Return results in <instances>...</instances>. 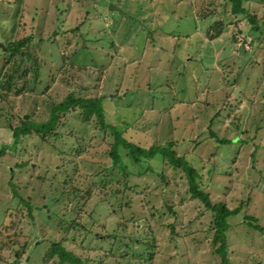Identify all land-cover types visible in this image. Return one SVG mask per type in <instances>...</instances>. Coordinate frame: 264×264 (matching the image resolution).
Listing matches in <instances>:
<instances>
[{"label": "rangeland", "instance_id": "rangeland-1", "mask_svg": "<svg viewBox=\"0 0 264 264\" xmlns=\"http://www.w3.org/2000/svg\"><path fill=\"white\" fill-rule=\"evenodd\" d=\"M242 6L260 26L264 0ZM216 21L224 28L211 41ZM250 29L227 0H22L19 6L0 0V43L28 35L41 43L38 92L53 78V100L69 91L61 81L65 56L83 67L69 70L74 89L101 97L105 122L124 139L144 149L171 143L197 170L212 204L240 208L227 220L228 264H264V29ZM234 37L249 41L250 50L240 55ZM48 101L47 95L11 98V107L0 101V146L12 144L9 128L21 116L45 121ZM66 130L71 137L56 132L47 142L30 135L0 158V225L13 207L11 186L34 210L33 221L24 210L10 231L29 243L19 264H56L46 253L64 236L65 249L86 264H222L212 212L190 199L182 171L159 155L136 163L122 149L113 167L109 131L75 120ZM76 137L84 153L78 144L71 148ZM80 185L90 191L78 204L81 230L66 235L58 220L74 218L70 195ZM15 248L0 244V264L13 262Z\"/></svg>", "mask_w": 264, "mask_h": 264}, {"label": "trees", "instance_id": "trees-1", "mask_svg": "<svg viewBox=\"0 0 264 264\" xmlns=\"http://www.w3.org/2000/svg\"><path fill=\"white\" fill-rule=\"evenodd\" d=\"M16 1L18 6L22 3V0ZM227 1L230 3V13L235 17H246L251 25L250 30L252 32L257 33L260 31L259 29H264V18L260 21L259 26L256 18L249 16L247 10L242 6V2L244 0ZM208 2H210V0H208ZM208 6H211V3H208ZM220 7L223 9V4H221ZM17 11L18 10L16 9V13ZM207 16V13L201 14L202 18H206ZM223 28L224 24L221 21L214 22L209 28L210 32L214 31V34H209V40L212 41L218 38L221 35ZM53 36L52 43L57 40L56 36L59 35L54 32ZM234 40H236L235 37ZM34 41V37L32 35H28L21 40L7 42L4 45L5 51L1 52L0 101L5 102L11 107V98L27 96L34 99L38 95H47L50 99V101L47 102L48 117L45 121L38 123L31 120H25L24 116H21L18 124L12 129L7 127L11 131L12 144L9 147L7 145L0 146V158L4 155L8 148L13 150L18 144H20L19 141L30 135H34L42 142H47L49 139L53 138L54 135H56V132L62 131L63 135L71 137L72 133L66 130L67 124L71 120L79 121L82 125L93 123L96 127L101 129V131H109L110 135L113 137V142L107 150V155L109 160L112 161L113 167H116L120 162L119 151L122 149L126 150L128 157L136 163L140 162L142 158L150 160L156 155H159L165 163L172 167L173 170H179L184 173L187 180V192L190 194V199L199 201L206 210L212 212L213 219L210 224V228L213 231L212 243L213 245H217L214 252L222 258V264H228L225 245V233L229 229L227 220L231 216L237 215L240 208L229 210L224 203L212 204L209 200L208 194L200 187V177L197 170L187 163L184 156L177 155L176 151L172 148L173 146L171 143L166 146H152L149 149H144L124 139L121 132L117 131L113 126L105 122L104 111L100 100L101 97H90L84 93L77 92L74 89L77 87L75 82L76 76L73 75V73L69 74V70L72 68L75 71H79L83 67L74 66L73 64L66 62L67 59L65 56H62L61 58L62 64L60 71L65 70V72H62L64 73V77L61 81L68 87L69 91H67L59 101L53 100L51 95L48 94L50 85L55 81L53 78L50 83L47 82L45 84L42 92H38L42 82V71L44 66L42 61L39 59L38 51L35 49L36 46L40 47L39 45L42 41L37 40L40 44H37L36 46ZM212 136L213 134L210 133V137ZM79 139L80 138L78 137L74 139L75 143H72L71 148H73V145L78 144L80 147H83L80 152L82 151V153H84V151H86V145L82 138L81 140ZM126 177L127 176H125V179ZM89 187L92 189L91 185ZM11 192L13 207L8 208L5 211L7 213V218H9L8 223L6 225L4 223L0 225V244L4 246L13 245L16 247L12 256L13 262L11 264H19L21 258L27 251L29 243L27 241L19 243L17 239L19 236L17 234H11L10 231L15 228L14 219L16 216L18 217L22 211L24 213V210L26 214L25 216L33 221L34 210L30 206L29 202L19 196L16 187L11 186ZM89 192L90 191H86V189L82 188V185H80L78 187L77 195H70V201H73L74 206L77 207V209L72 208L71 210L74 214V218L70 221H64L61 218L58 220L59 226H63V229L65 230L64 233L66 235L71 229L81 230L78 217L82 206L80 207L78 204L81 200L85 203L86 199L90 196ZM59 198L60 197H56L53 201L57 202ZM251 221H254V219L251 218ZM249 225L255 230L261 231V228L257 224ZM9 237L13 238V240L6 242V238ZM64 241H66L65 236L60 238L58 242L52 243L46 255H48V257H55L56 264H86V259L83 260L79 256H76L72 252L65 249L63 246ZM151 257L148 261H151Z\"/></svg>", "mask_w": 264, "mask_h": 264}, {"label": "built area", "instance_id": "built-area-1", "mask_svg": "<svg viewBox=\"0 0 264 264\" xmlns=\"http://www.w3.org/2000/svg\"><path fill=\"white\" fill-rule=\"evenodd\" d=\"M236 42L238 47H241L243 49V52H248L250 50L248 47L250 45L249 41L246 42V40L243 38H237Z\"/></svg>", "mask_w": 264, "mask_h": 264}, {"label": "water", "instance_id": "water-1", "mask_svg": "<svg viewBox=\"0 0 264 264\" xmlns=\"http://www.w3.org/2000/svg\"><path fill=\"white\" fill-rule=\"evenodd\" d=\"M112 10H113V9H112ZM0 50H1L2 52L5 51V46H4L3 44H1V43H0ZM238 52H239L240 55H244L243 49H242L241 47L238 48ZM24 119L27 120V116H24Z\"/></svg>", "mask_w": 264, "mask_h": 264}, {"label": "flooded vegetation", "instance_id": "flooded-vegetation-1", "mask_svg": "<svg viewBox=\"0 0 264 264\" xmlns=\"http://www.w3.org/2000/svg\"><path fill=\"white\" fill-rule=\"evenodd\" d=\"M85 189V188H84ZM77 191H78V188L76 189V190H73V193H72V195L73 196H76L77 195ZM79 197V196H78Z\"/></svg>", "mask_w": 264, "mask_h": 264}]
</instances>
